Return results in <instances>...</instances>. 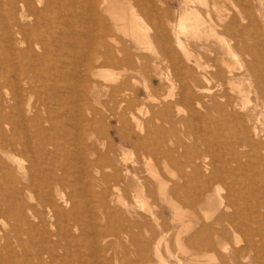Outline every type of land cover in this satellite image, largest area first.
I'll use <instances>...</instances> for the list:
<instances>
[{
	"label": "bare ground",
	"instance_id": "obj_1",
	"mask_svg": "<svg viewBox=\"0 0 264 264\" xmlns=\"http://www.w3.org/2000/svg\"><path fill=\"white\" fill-rule=\"evenodd\" d=\"M235 1L239 5H233L239 7V9L235 12L225 13L220 7V0H183L181 7H178L179 14H175L178 16V20L172 32L174 41L180 49V52H178L182 55L184 61L182 67L172 66L182 74L179 78H183L184 88L181 89V93L179 92L178 99L180 101H177H183L186 104L193 103L190 107V113L195 111L196 105L200 108L203 107L205 115L203 116L204 113L202 112V115L197 116L198 119L199 116L208 118L213 113H217L221 117L220 120L224 119L225 122L229 121V123L232 121L235 123V127L239 125L242 130L241 132L239 130L240 135H238L239 133L236 134L242 138L243 146L250 148L251 158L255 160L256 165H253V168L250 167L252 163L248 165L250 169L243 174L236 175L229 172L233 176L225 196L220 192L223 188L221 189L219 181L228 177L229 169L227 166L224 170L221 168L220 170L213 169L211 174L208 172L210 175L200 172L194 174L195 169L193 168L194 170L191 172L193 174H190L191 180L197 182L198 187L191 195L192 197H188L192 203L191 206L197 205L204 199L209 208L211 207L215 212L222 206L224 198H226L232 211L215 217L212 220V226L204 224L185 240L181 239L179 235L182 232L188 233L195 223L191 219L189 222L184 220V211L178 205H175L172 197L179 196L181 194L180 190L185 185L173 186L168 189V182L166 183L159 173H155L156 169L154 168L153 175L156 181H159L161 196L163 199L168 200L174 209V218L180 224L176 245L178 250L185 254L188 259L193 258L194 253L210 251L220 254L219 251L226 252L227 250H224L226 248L225 222L229 225L231 234L235 235L237 232H241L246 237V244L230 252V259L235 264H264V121L261 119V116L264 115V0H233L232 2ZM175 12L167 11L165 16H174ZM142 16L150 20L149 22L153 26V38L160 42L159 45L167 44L170 31L165 26L168 24L166 22V25L164 24L163 20L165 18L162 16L160 9L157 8L154 0H0V222L8 223L7 229L2 228V226L0 229V264H122V262L124 263L125 260L131 258L129 255L135 250H129L124 246L122 237H126L131 246L136 247L137 254L140 252V263H146L149 260L146 259L148 257H145L144 254L149 244L145 243L147 233L144 235L134 233L132 227L144 226L146 232L149 231L146 215H143L144 225L143 222H137L133 219H136L135 216L138 214V210L145 212V214H153L146 196V194L148 196L153 195V186H149L151 182L148 184L149 182L138 181L136 167L129 168L126 159L123 157L127 155L123 154L121 157L117 155V152L116 154L110 153L111 151H108L109 153L106 151L100 152L97 149L98 146L96 148L99 142L102 143L100 139H102L101 136L104 133L101 128L99 129V125L98 128L95 126V123L99 121V117L102 118L103 107L107 108L108 104L87 99L89 87H93L91 84L95 82L99 83L95 81L99 76L111 79L108 81L116 80L118 76L111 72L112 67L113 69L114 67L122 68V70L129 71V73H135L142 70L141 66H146L142 60V62L140 61L142 58L140 56L144 55L139 56L138 53L134 55L133 52V54L129 52L126 46L123 49L121 46L116 45L118 41H116L113 31V28L116 31L125 29L127 24L125 22L129 20L131 24L127 25L133 26V29H130L129 34H126L131 36L132 43L138 46L141 42H144V39L147 40L151 36L144 29V27L149 28L151 26H143L145 23L140 21ZM202 28L203 30L206 29V31H202L204 34L208 31L211 36L218 39L223 67L218 65L212 67L210 64L204 66L203 62L201 61V63L199 58L195 57L192 52L194 48L190 50L188 44L186 45L183 41L182 36L187 38L189 36L190 38L199 36L197 30L202 33L200 30ZM150 30H152V27ZM224 34L229 36L228 40L223 39L225 38ZM109 39L116 43L110 44ZM155 39L153 41L149 39L150 42L148 43L152 44L151 47H154L153 42H157H155ZM197 44H199L197 47L201 46L200 43ZM160 47L162 48V46ZM152 49L154 48H151L153 53ZM238 51L242 55L248 56V58L245 56V68L241 76L235 72V67L231 65L232 62L226 61V56L233 59L239 56ZM157 52L161 53V51ZM166 52L164 51L165 55L162 53V56L159 54L155 59L157 61L161 60V62H166V60L171 62H167L166 65L172 63L176 65L182 62V60L178 61L179 57L176 61L170 59L171 51L170 53ZM154 54L157 55V53ZM199 57L202 60V56ZM153 58L152 61L155 63L156 61ZM150 60H148V65L152 62ZM191 63H193L194 69L190 67ZM234 65L236 66L235 63ZM209 66L212 67L211 73L206 70V67ZM110 67L111 71H109ZM237 67L240 69V66ZM144 69L146 68L143 67ZM148 70L150 69L144 71L147 72ZM149 73L148 75L145 73L147 77H149ZM177 73L173 75L174 72L172 77H178ZM127 75H119L118 80H121L115 81L116 85L114 87H112L114 84L110 86L113 91L112 88L109 91L113 92L114 97L111 96L110 92H106L114 100L111 110L116 109L119 111V114L116 115L119 116L122 124L119 127V131L122 130V133H119L121 135L119 139L136 134V140L133 141L135 145L144 149L152 146L159 147L156 144L157 141L155 143L154 139H150L151 134L156 132L155 130L159 125H156L158 127L155 128L151 122L150 125L145 126L142 119L140 121L136 117L137 114L135 115L130 111L128 88L124 87L127 77L131 76ZM167 75H170L169 72ZM166 77V80L171 79L170 76ZM92 79H95L94 83L90 82L93 81ZM134 79H137V77ZM170 81L175 83L174 79ZM134 82L141 83V81L135 80ZM145 82L147 81L145 80ZM150 84L152 86V83ZM146 86H144V89L148 90L149 84L148 88ZM150 88L152 89V87ZM96 90L98 89L96 88ZM216 90L219 91L216 92ZM129 91H131L130 87ZM151 91H147L148 94H151ZM198 93L202 95L200 96ZM251 93L255 96L252 104L250 103L252 101L251 97H253V95H250ZM132 95L131 97H135ZM152 95L157 98L154 94ZM166 95L168 97V93L162 96L170 99L173 92L172 94L169 93L168 98ZM203 97H205V102L202 101ZM141 98L139 97V99ZM172 98L174 99V96ZM146 100L148 99L146 98ZM155 100L153 103L159 102V100H156V102ZM144 101L143 99L142 102ZM138 103L140 105L141 102ZM173 104L171 102L169 106L165 105L164 113H167ZM142 105L140 106L141 109L145 107ZM175 108L177 109V105ZM144 110L143 112L141 110V112L145 113L147 111ZM198 110L195 113H201L202 109H200L201 111ZM260 110H262L263 115H260ZM148 111L147 114H149ZM180 111L183 112V110ZM156 113L154 112V116ZM184 113L186 115L187 112L184 111ZM157 114L159 115V113ZM189 114L187 118L185 117L187 122H191L195 118L193 114H191L194 116L192 118ZM112 115L111 117H113ZM165 116L163 115L164 118ZM163 117L162 119L165 121ZM158 118L160 119V117ZM215 118H218V116ZM166 120L168 121V119ZM147 121L145 122L147 123ZM157 121L159 122V120ZM117 123L119 124L118 120ZM203 123L201 122V124ZM127 124L133 127L132 132H127L129 130ZM196 124V128H198L200 123ZM169 125L173 126V124ZM181 126L183 127V123L180 124ZM193 126L195 127V124ZM205 126L209 127L207 123ZM115 128H117L116 125ZM175 128L178 127L175 126ZM196 128H191L190 131L193 132V129ZM107 129H110V126ZM217 129L215 131H219ZM210 130L212 133V129ZM210 130L207 133H210ZM186 131L189 130L186 128ZM163 133L161 132V134ZM181 133L184 132L181 131ZM194 133L196 136L197 131H194ZM204 133L200 134V137L201 135L203 137ZM186 136L188 137V135ZM203 139L205 140V136ZM171 142L173 143L172 140ZM162 144H164V141ZM175 144L177 145V143ZM209 145H211V141ZM209 145L206 147L210 148ZM109 147L115 146L110 145ZM215 147H218L217 144ZM187 148L189 149V147ZM213 149L217 148L212 146ZM241 149L244 148L241 146ZM175 150L179 151L180 149L176 148ZM217 150L219 151V149ZM121 152L124 151H120V154ZM189 153L191 154V152ZM198 153H196L198 156L204 154H202V151L200 154ZM166 155L168 156V154ZM217 155L219 154L217 153ZM204 156L206 158L208 155ZM209 157L211 158V155ZM222 158L224 160L225 157L222 156ZM131 159L133 158L131 157ZM198 159H201L202 163L205 160L203 157ZM148 160H150L149 157ZM163 161L165 160L163 159ZM199 162L198 160V165ZM240 163L239 165H241ZM194 164L196 162L190 159L186 166L193 167ZM210 168L212 169L209 166V170H211ZM241 168H243L242 165ZM176 169H180L179 166ZM181 173L182 171L179 174L181 175ZM183 175L182 177H184ZM145 180L147 181V179ZM183 180L185 181L186 178ZM129 182L134 184L132 188H130ZM121 184H127L124 191L122 190L124 188H121L125 197L120 193L119 185ZM197 195L201 196L200 200ZM189 201L188 203H190ZM186 214L188 215L187 212ZM205 216L210 217L207 214ZM187 217H185L186 220ZM124 221L128 222L127 225L123 223ZM255 237L257 238L255 239ZM112 238H115V240ZM159 239L161 240V238ZM84 240H89L88 250L85 252L77 247L76 256L70 254L72 245L78 246ZM160 244L161 242L155 246V253L160 263L171 264L161 257ZM120 246H123L122 252L117 251V247ZM166 250L168 255L174 258L168 244ZM242 256H245L243 257L244 261L240 259ZM91 257L93 258L89 259ZM131 263L133 264L132 261Z\"/></svg>",
	"mask_w": 264,
	"mask_h": 264
},
{
	"label": "rangeland",
	"instance_id": "obj_2",
	"mask_svg": "<svg viewBox=\"0 0 264 264\" xmlns=\"http://www.w3.org/2000/svg\"><path fill=\"white\" fill-rule=\"evenodd\" d=\"M155 1V4H156V6H157V8H159L160 9V11H161V14H162V16L165 18V20H163V22H164V24L166 25V23L168 24V25H166L165 26V28L166 29H168L169 31H170V34H169V31L167 32L168 34H169V36H170V38H168V40L167 41H169V42H166L167 44H163V45H159V43L160 42H158L157 41V39H155V38H153V26H151V23L149 22L150 20L147 18V17H144V16H142V18H141V20L140 21H142V23H145L143 26H146V27H149V26H151L152 27V30H150L151 29V27H149V28H145L144 27V29H145V32H147V33H149V36H150V40L151 41H153L154 39H155V42L156 43H154L153 42V46L154 47H151V45H150V43H148V42H150V40L149 39H144V42H141L138 46L137 45H135L134 43H132L133 42V40H132V38H131V36H129V35H127L126 33H128L129 34V31H131L132 29H133V26H131V25H127V24H131L130 23V21L129 20H126V22H125V24H126V27H125V29H123L122 31H124V32H122L121 31V29L119 30V31H116V30H114V28H113V31H114V33H115V36H116V41H118L117 43L116 42H114V41H112V40H110L109 39V42H110V44H115L116 43V45H119V46H121L122 48L124 47V46H126L127 47V49L129 50V52H133L134 53V55H135V53H136V55H137V53H138V55L140 56V55H144V56H140V57H142L141 59H140V61L142 60L143 61V63H145L146 64V66H141L142 67V70L141 71H137V72H135V73H133V72H130L129 73V71H124V70H122V68H116V67H114V69H113V67H112V71H111V67H110V70L109 71H111V72H114V74L115 75H117L118 77H116V82L117 81H120V80H118L119 79V75H121V76H126L127 74V76H132V77H137V79H134L135 81H141V83L139 84H137V82H134V80L132 79V77L130 78V77H127V80L126 81H129L128 83L125 81V88L127 89V91H128V96L130 97V98H128V100L130 101V111H132L133 113H135V115L137 114V116L136 117H138L139 119H140V121H141V119H142V122L143 123H145L144 125L145 126H148V125H150V123L156 128V127H158V126H156V125H159V127L158 128H156V132H153L151 135L152 136H150V139L151 140H153L154 139V141H155V143H156V141L158 142V143H156V144H158V146L160 147V144H161V147L159 148V147H154V146H152V147H150V148H147V149H144V148H141L140 146H137V145H135L134 143H133V141H135L136 140V137H137V135L136 134H132L130 137H126V138H122L121 137V139H119L120 138V136L121 135H119V133L121 134L122 132V130L121 131H119L120 129H119V127H121L122 126V124H121V122H120V120H119V116H116L117 114H119V111L118 110H116V109H114V110H111V108H113V98H110L109 96L110 95H108V94H106V92L108 93V92H110L111 93V96L112 97H114V95H113V92H111V91H109V90H111V88L112 87H114L116 84L114 83L115 81H108V80H111V79H105L104 77H102V76H99V78H97L95 81H98L99 83H97V82H95L93 79V81H90L91 83L93 82H95L96 84H98V85H96L95 83L94 84H91V85H93V87L91 86V87H89V89H88V91H87V93L90 95H88L87 94V99H89V100H96V101H100V103H105V104H108V106H107V108L106 107H103V110H102V118H103V120H102V118H98L99 119V121H100V123H99V121L97 122V123H95V126L98 128L99 126V129L101 128L102 129V132L104 133V135L102 134V136H101V138L102 139H100V141H102V143H104L103 145H102V143L101 142H99V144H97L96 145V148H97V146H98V148L97 149H99V151L100 152H108V151H111L110 153H114V154H116V152H117V155H119V156H123V154L124 155H127V156H123L124 157V159H126V162H127V166L129 167V168H133V166H135L136 167V169H137V173L138 174H136V175H138V181H140V182H149L148 184H150V182H151V184L149 185L150 187H152L153 186V191H154V193H153V195H147L146 194V196H147V198H148V204L150 205V209H151V211H152V215L151 214H145V212L143 213V211H141V210H138L137 212H138V214H136V216H135V218L136 219H133V220H136L137 222H143V225H144V218H143V215H146L147 216V222H148V225H149V231H147L146 232V230L143 228L144 226H138V227H132V229H133V231H134V233H138V234H140V235H144V234H146L147 233V238L145 237V243L147 244V243H149L148 244V248H146L145 249V251H144V254H145V257H148V258H146L148 261L146 262V263H140V252L137 254V250H136V247H133V246H131V244H130V242L129 241H127L126 240V237H122V242H123V244H124V246H126L129 250H134L129 256L131 257V258H129V259H127V260H125L124 261V263L122 262V264H132L131 263V261L133 262V264H135V263H139V264H162V263H160V260L158 259V256L156 255V253H155V246L157 245V244H159V242H161V244L159 245L160 247V249H159V251H160V255H161V257L162 258H164L167 262H169V263H171V264H179V263H183V264H235V262L233 261V260H231L230 259V256H231V254H230V252H232V251H234L235 249H237V248H239V247H241V246H244L245 244H246V237H245V235L244 234H241V232H237L235 235H233V234H231L230 233V228H229V225L227 224V223H225L224 222V224H225V226H226V229H225V237H226V248L224 249V250H227L226 252L224 251V252H221V251H219L220 252V254H216V253H214V252H202V253H194V256H193V258H191V259H188L187 257H186V255L185 254H183V253H181L179 250H178V248H177V245H176V237H177V234H178V232H179V229H180V224H179V221H177L175 218H174V209H173V207L170 205L171 203L170 202H168V200H166L165 198L163 199V197L161 196V193H160V191H159V181L157 180L156 181V179H155V176L153 175L154 174V169H156L155 170V173H159L162 177V179L163 180H165V182L168 184H166L167 185V188L168 189H170V188H172L173 186H183V185H185L184 187H183V189H181L180 191H181V194H182V196H181V194L179 195V196H172L173 197V201L175 202V205H178L181 209H182V211H184V216L185 217H187V220L185 219V217H184V220L185 221H190V219L191 220H193L194 221V223H195V225L193 226V228L188 232V233H181L179 236H181V239H183V240H185L189 235H191L195 230H197V229H199V228H201L204 224H207L208 226H212V220L215 218V217H217V216H219L220 214H223V213H230L231 211H232V208H230V206L228 205L229 203H228V200L226 199V198H224V203L222 204V206H220L215 212H213V209H211V207L209 208V205L205 202V200L203 199V200H201L197 205H192L191 206V201H189V199L190 198H188V197H190L195 191H196V189H197V187H198V183L196 182L195 183V181L193 180H191V175L194 173H198V172H200V173H203V174H205V175H210L211 174V171L213 170V169H215V170H220V168L221 169H223L224 170V168H225V166H227V168L230 170H228V177L225 179V180H222V181H219V185H221L220 187H221V193H222V195L223 196H225L226 195V193H227V191H228V187L231 185V178H232V176L233 175H230L229 174V172L230 173H234V174H236V175H239V174H243L244 172H247L249 169H250V167H254L255 165H256V163H255V160L253 159V158H251V155H250V153H251V151H250V148L247 146V148H246V146L244 147L243 146V140H242V138L240 137V136H238V135H240V132H241V130L242 129H240V127H239V125H238V127L236 126L235 127V123H233L232 121H230L231 123H229V121L228 122H225V120L224 119H222V120H220L221 119V117L217 114V113H213L212 115H210V117H204L203 118V116L205 115V109L203 110V107L202 108H200V106H197L196 105V107H199V108H196L195 107V111H193V113H190V107L192 106V104L193 103H191V104H186L185 102H183V101H181V102H178V101H180L179 99H178V97H179V92L181 93L182 91H181V89L182 88H184V85H183V81H182V77H180L179 78V76H181L182 74L177 70V68L178 67H182V64H183V61H184V58L182 57V55H180V49H179V47L176 45V43H175V41H174V37H173V32H172V30L174 29V27H175V23H176V21L178 20V16H176V15H178L179 14V8L178 7H181V4L183 3V0H164L165 1V3H164V1H162V0H154ZM233 0H220V7H221V9L223 10V12H225V13H228L229 11H233V12H235V11H237L238 9H239V7H236L235 5H233V4H237V5H239L238 4V2H232ZM232 3V4H231ZM178 8V9H177ZM255 8H257V6H255ZM232 9V10H231ZM236 9V10H235ZM254 9V8H253ZM167 11H177V12H175L174 13V16L172 15H170V16H165L166 15V13H167ZM176 14V15H175ZM214 14V13H213ZM174 17H176V18H174ZM146 18V19H145ZM164 18H162V19H164ZM144 19H145V21H144ZM170 20V21H169ZM173 20V21H172ZM172 21V22H171ZM166 22V23H165ZM142 23L140 22V24L142 25ZM150 23V24H149ZM147 24H149V25H147ZM129 28H128V27ZM142 26V27H143ZM169 26V27H168ZM127 28H128V30H127ZM131 29V30H130ZM147 29V30H146ZM149 29V30H148ZM201 30V32L202 31H206V29L204 28V30H203V28L202 29H200ZM121 31V32H120ZM219 31H220V29H219ZM198 32H199V34H198ZM209 35H207V34ZM202 34H204L203 32L202 33H200V31L199 30H197V35H199V36H197V37H191L190 38V36L187 38L186 36H182V39H183V41L186 43V45L188 44V47H189V49L190 50H192L193 48H194V50H192V52L195 54V57H198L199 58V60H200V62L202 63V64H204V66H206L207 64L209 65L210 64V66H214V65H218V66H224V64L222 63V53L220 52V45H219V41H217L218 39L217 38H215L214 36H211V34L207 31V32H205V34L204 35H202ZM200 37V38H199ZM224 37L225 38H223L224 40H228L229 39V36L227 35V34H224ZM185 39H187V40H185ZM190 39V40H189ZM146 40V41H145ZM192 40H194L193 42H192ZM188 41H190L191 43H189ZM197 43H200V47H197V46H199V44H197ZM152 43V42H151ZM193 43V44H192ZM194 43H195V45H196V47H195V45H194ZM143 44V45H142ZM192 44V46H190ZM204 44V45H203ZM145 46V47H144ZM147 46H148V48H150V49H148L147 48ZM160 46H162V48L160 47ZM172 46V47H171ZM139 47H140V49H139ZM170 48V50H169V48ZM201 47H202V49H201ZM209 47V48H208ZM147 48V49H146ZM151 48H154L155 50H156V52H155V50L154 49H152V51H153V53L151 52ZM164 48V49H163ZM168 48V49H167ZM174 48V49H173ZM198 48V49H197ZM200 48V49H199ZM124 49V48H123ZM161 49H163V50H161ZM165 49H167V50H165ZM210 50V51H209ZM212 50V51H211ZM157 51H161V53H158ZM163 51V52H162ZM164 51L166 52H168V53H170V51H171V53L172 54H170L169 56H170V59H173L174 61H176V59L179 57V60L178 61H180V60H182V62H180V63H178V64H176V65H174L173 63L172 64H168V65H166L167 64V62L168 63H171L170 61H167L166 60V62L165 61H163V62H161V60H159V61H157V59H155L156 58V56L158 57L159 56V54H161L160 56H162V53L165 55V53H164ZM179 51V52H178ZM200 51V52H199ZM166 52V53H167ZM132 53V54H133ZM154 53H157V55H155ZM179 53V54H178ZM200 54V55H199ZM237 54H239V56H237L235 59H233L232 57L230 58L229 56H226V61L227 62H229V63H231V65H232V67H235V72L236 73H238V74H240V76L243 74L242 72H244L243 70H244V68H245V60H246V58H248V56H246V55H242V53L241 52H239L238 51V53ZM146 55V56H145ZM154 58H153V57ZM171 56H173V57H171ZM199 56H202L201 58H202V60L200 59V57ZM242 56V57H241ZM245 56H246V58H245ZM146 58L147 59V57H150L151 58V60H150V58H148L147 60L146 59H144V58ZM166 57H167V55H166ZM152 58L156 61L155 63H154V61H152ZM229 58V59H228ZM240 58V59H239ZM145 60V62H144V60ZM233 59V60H232ZM236 59H237V61H236ZM148 60H150V61H152V62H150V64L148 65ZM141 61V62H142ZM157 62H159V63H157ZM162 64H161V63ZM143 63H142V65H143ZM153 63V64H152ZM157 63V64H156ZM234 63L236 64V66L234 65ZM144 64V65H145ZM155 64V65H154ZM165 64V65H164ZM181 66H180V65ZM241 64V65H240ZM160 65V66H159ZM163 65V66H162ZM171 67H170V66ZM175 66V67H177V68H173V66ZM178 65V66H177ZM167 66V67H166ZM194 65H193V63H191L190 64V67L191 68H195V67H193ZM209 66V67H210ZM237 66H240V69L237 67ZM140 67V68H141ZM143 67H145L146 69H150V70H148L147 72H145L144 70H146V69H144L143 70ZM150 67V68H149ZM170 67V68H169ZM206 67V70H207V72H209V73H211L212 72V67ZM242 67V68H241ZM106 69H109V68H107V67H105ZM151 68H152V70H151ZM159 68V69H158ZM160 68H161V70H160ZM169 68V74L170 75H167L168 74V72H167V69ZM236 68H237V71H236ZM158 69V70H157ZM241 69H242V71H241ZM154 70V71H153ZM157 72H156V71ZM170 70H172V71H170ZM209 70V71H208ZM148 75V73L149 72H151V73H149V77H147L146 76V74L144 73V72ZM142 74H144V75H142ZM173 72H175V74H173V75H176V73L177 72H179V73H177V75H178V77H177V80H176V77L175 76H173V77H175V78H173L172 77V74L171 73ZM156 73H158V74H156ZM123 74H125V75H123ZM166 76H170L171 77V79L170 80H172L173 81V79H174V81H175V85H176V87L174 88V84L168 79V80H166L165 78H167ZM144 78H145V80L147 81V82H145V80H144ZM152 78V79H151ZM159 78V79H158ZM161 78H163V79H161ZM114 80V79H113ZM132 80V81H131ZM107 81V82H106ZM131 81V82H130ZM159 81V82H158ZM170 81V82H169ZM143 82H145V83H143ZM249 82V81H248ZM130 83V84H129ZM132 83V84H131ZM145 84V85H143V84ZM149 84V86H148V84ZM150 83H152V86H151V84ZM245 84L247 83V82H244ZM114 84V85H113ZM146 84H147V86L149 87H147L146 86ZM171 84V85H170ZM96 85V86H95ZM113 85V86H112ZM135 85V86H134ZM138 85V86H137ZM248 85V84H247ZM108 87L107 89L106 88H104V87ZM110 86H112V87H110ZM144 86H146L147 88H148V90L147 89H144ZM181 86H183V87H181ZM246 86V85H245ZM98 89V90H96V88ZM129 87H130V90L131 91H129ZM133 87H134V89H133ZM139 89H138V88ZM150 87H152V89L150 88ZM173 87V88H172ZM110 88V89H109ZM171 88V89H170ZM92 89V90H91ZM105 89V90H104ZM134 91H133V90ZM107 90V91H106ZM150 92V90H152L151 91V94H154L155 96H157V98H154L153 97V95L151 96V94L149 93L148 94V92ZM171 90H173V91H171ZM183 90V89H182ZM91 91V92H90ZM112 91H113V88H112ZM194 91V90H193ZM219 91V90H218ZM217 90H216V92H218ZM131 92V93H130ZM134 94H133V93ZM160 92V93H159ZM171 92V94H172V92H173V95L171 96V98L170 99H166L165 98V96H162V95H165V94H167L168 93V97H169V93ZM196 93H197V90L195 91ZM99 93H100V95H99ZM177 95H176V94ZM93 96H92V95ZM97 94V95H96ZM133 94V95H132ZM199 94V93H198ZM234 94H236V93H234ZM108 95V96H107ZM131 95L132 96H135V97H131ZM147 95V96H146ZM176 95V96H175ZM200 96L202 95V94H199ZM198 95V96H199ZM251 96L253 95V97H251V100L253 101H251L250 103L252 104V103H254V94H250ZM89 96V97H88ZM97 96H99V97H96ZM138 96V97H137ZM148 96H150L151 98H153L154 100L156 99V100H159V102L157 101L156 102V100H155V102H156V104L155 103H153V99H151V98H149ZM174 96V99L172 98ZM139 97H142L141 99H139ZM158 97H160V98H158ZM164 97V98H163ZM166 97H167V95H166ZM167 97V98H168ZM177 97V98H176ZM91 98H93V99H91ZM146 98L148 99V100H146ZM253 98V99H252ZM112 99V100H111ZM139 99V100H138ZM143 99L145 100L144 102H142L143 101ZM160 99H161V102H160ZM165 99V100H164ZM204 99V100H203ZM142 100V101H141ZM152 100V101H151ZM168 100H170L169 102H168ZM178 100V101H177ZM141 102L140 103V105H139V103L138 102ZM148 103H151V104H148ZM151 101V102H150ZM174 101V102H173ZM202 101L203 102H205V97H203L202 98ZM108 102V103H107ZM135 102V103H134ZM166 104H165V103ZM168 102V103H167ZM171 102L172 103H174L173 105H172V108H170L169 109V111L167 112V113H169V114H167L166 112L164 113V110H165V108H166V106L165 105H167V106H169V104H171ZM176 102V103H175ZM146 103V104H145ZM152 103H153V105H152ZM164 105H163V104ZM180 103H182L181 104V106H180ZM144 105L145 107L143 108V109H141V105ZM184 104H185V106H184ZM138 105V106H137ZM142 105V106H143ZM150 105H152V106H150ZM176 105H177V109L175 108L176 107ZM187 105V106H186ZM132 106H133V108H132ZM174 106V107H173ZM182 108H180V107ZM110 107V108H109ZM136 107V109L134 110V108ZM140 107V108H139ZM163 107H164V109H163ZM148 108V109H147ZM161 108H162V110H161ZM173 108H175V109H173ZM180 108V109H179ZM139 109H141L142 110V112H143V110L144 109H146L147 111L149 110H151L150 112L148 111V113L149 114H147L146 112L145 113H142L141 112V110H139ZM185 109V110H184ZM197 109H199L198 111H201L200 109H202V111H201V113H195V112H197L196 110ZM261 109H263V108H261ZM135 112H134V111ZM139 110V111H138ZM161 112H163V114H162V112L160 113L159 111ZM176 110V111H175ZM180 110H183V112L182 111H180ZM187 110V111H186ZM264 110V109H263ZM138 111V112H137ZM145 111V110H144ZM178 111V112H177ZM184 111L185 112H187L186 113V115H185V113H184ZM188 111H189V113H188ZM262 110H260L259 112H261ZM154 112L156 113H159V115L156 113L155 114V116H154ZM170 112H171V114H170ZM204 114H203V113ZM114 113H115V115H114ZM141 113V114H140ZM263 113H264V111H263ZM113 114V115H112ZM142 114H146V115H142ZM153 114V115H152ZM165 114H167V116H165ZM178 114V115H177ZM181 114H184V115H181ZM188 114L189 115H191V114H193L194 116H195V118H193L194 119V121H193V119H192V121L194 122H190V121H188L187 122V120L185 119V117L187 118L188 117ZM203 114V116H199V119H198V115H202ZM111 115L113 116V117H111ZM151 117H150V116ZM158 115V116H157ZM163 115L165 116V118L163 117ZM175 115V116H174ZM181 115V116H180ZM193 115H191V118H192V116ZM260 115H263L262 114V112H261V114ZM114 116H115V118H114ZM145 116H147V117H145ZM149 116V117H148ZM178 116V117H177ZM181 118H180V117ZM193 116V117H194ZM218 116V118H215V117H217ZM264 116V115H263ZM263 116H261L262 118L261 119H263V121H264V118H263ZM110 117V118H109ZM118 117V118H117ZM156 119H154V118ZM158 117H160V119L158 118ZM162 117L165 119V121L162 119ZM175 117V118H174ZM116 118H117V120H118V122H119V124H120V126H119V124L117 123V120H116ZM171 118V119H170ZM184 118V119H183ZM197 118V119H196ZM220 118V119H219ZM147 119H148V121H147ZM162 119V120H161ZM166 119H168V121L166 120ZM172 119H175V120H172ZM182 119V120H181ZM196 119V120H195ZM219 119V120H218ZM154 120V121H153ZM157 120H159V122L157 121ZM170 120H171V123H170ZM178 122H177V121ZM180 120V121H179ZM185 120V121H184ZM197 120H199V121H197ZM202 120H208L207 122L206 121H202ZM102 121V122H101ZM107 121V122H106ZM145 121H147V123L145 122ZM150 121V122H149ZM157 121V122H156ZM167 121V122H166ZM173 121H174V123H173ZM182 121H184V122H182ZM217 121H218V123H217ZM103 122H105V123H103ZM164 122V123H163ZM183 123V127L181 126L180 127V124L182 125V123ZM201 122L203 123V124H201ZM106 123H107V125H106ZM109 123V124H108ZM153 123H155V124H153ZM162 123V124H161ZM185 123V124H184ZM190 123V124H189ZM191 123H193L192 125H191ZM196 123H200V126L198 125V128H196L197 127V124ZM206 123H207V125H209V127H206L205 125H206ZM228 123V124H227ZM106 126H105V125ZM133 124V123H132ZM169 124H173V126L172 125H169ZM195 124V127L193 126ZM221 124V125H220ZM99 125V126H98ZM103 127H102V126ZM115 125L117 126V128H115ZM129 124H127V129H129L130 130V128L132 127L131 125H129ZM143 125V124H142ZM165 125V126H164ZM168 125H169V127H168ZM204 127H203V126ZM211 125V126H210ZM229 125V126H228ZM233 125V126H232ZM106 128H105V127ZM109 126H110V129H107V128H109ZM175 126L176 127H178V128H175ZM185 126H186V128H187V130H189V131H186V128H185ZM176 129V131H175V129ZM181 129H180V128ZM188 127H189V129H188ZM200 127V128H199ZM211 127V128H210ZM219 127V129H217ZM103 128H105V129H103ZM123 128V127H122ZM121 128V129H122ZM163 128V129H162ZM191 128H196V129H193L194 131H197V133H196V136H195V133H194V131L193 132H191L190 130H192ZM220 128H222L221 130H220ZM237 128H239V129H237ZM243 128V127H242ZM177 129H178V131H177ZM180 129V130H179ZM210 130V129H212V133H211V130H210V133H211V136H210V133H207V132H209L208 130ZM219 130V131H215V130ZM236 129V130H235ZM118 130V131H117ZM129 130H127V132H132V130H133V127H132V129L129 131ZM163 133V134H161V132ZM164 130H166V131H164ZM173 130V131H172ZM199 130V131H198ZM205 132H203V131ZM206 130V131H205ZM232 130V131H231ZM239 130H240V132H239ZM180 131V132H179ZM181 131L182 132H184L186 135H188V137L184 134V133H181ZM225 131V132H224ZM231 131V132H230ZM160 132V133H159ZM178 132H179V134H178ZM189 132V133H188ZM201 132V133H200ZM204 133V135H203V137L205 136V140L203 139V137H202V135H201V137H200V134H203ZM180 133H181V135H180ZM193 133V134H192ZM200 133V134H199ZM221 133H223V134H221ZM231 133H233V134H231ZM238 135H237V134ZM158 136H157V135ZM176 134V135H175ZM214 134H216V135H214ZM218 134H219V137H218ZM225 134V135H224ZM230 134L232 135V137H234V138H232L231 136H230ZM155 135V136H154ZM172 135V136H171ZM207 135V136H206ZM213 135V136H212ZM222 135V136H221ZM105 136V137H104ZM183 136V137H182ZM186 136V137H185ZM216 136V137H215ZM159 137V138H158ZM199 137V138H198ZM210 139H209V138ZM221 137V138H220ZM106 138H108V139H106ZM156 138V139H155ZM214 138V139H213ZM231 138V139H230ZM159 139H160V141H159ZM162 139V140H161ZM234 139V140H233ZM237 139V140H236ZM108 141V143H107V141ZM109 140H110V142H109ZM121 140V141H120ZM167 140V141H166ZM171 140L173 141V143L171 142ZM180 140V141H179ZM213 140V141H212ZM229 140V141H228ZM230 140H232V141H230ZM235 140H236V142H235ZM241 140H242V142H241ZM153 141V142H154ZM163 141H164V144H162L163 143ZM169 141V142H168ZM178 141V142H177ZM210 141H211V145H209L210 144ZM222 141V142H221ZM229 143H228V142ZM234 141V142H233ZM166 142H167V144H166ZM226 142V143H225ZM113 143H115V144H113ZM133 143V144H132ZM175 143H177V145L175 144ZM179 143V144H178ZM209 143V144H208ZM214 143H216L217 144V146L218 147H215L216 146V144H214ZM110 146H115V147H109L108 145ZM169 144H170V146H169ZM186 144V145H185ZM195 145H197L196 147H195ZM199 145V146H198ZM209 145V147L210 148H208V147H206V146H208ZM221 145V146H220ZM173 148H172V147ZM176 146V147H175ZM178 146V147H177ZM212 146L214 147V148H217V149H219V151L217 150V149H213L212 150ZM223 146V147H222ZM241 146L245 149H241ZM105 148V150H104V148ZM156 148L155 150H154V148ZM187 147H189V149L187 148ZM112 148H113V150H112ZM118 148H121V149H119L118 150ZM166 148V149H165ZM170 148V150H168ZM176 148H178V149H180L179 151H177V150H175ZM193 148V150H191V149ZM197 148V149H196ZM199 148H201L200 150L202 151V156H198L196 153H198L199 151H198V149ZM163 151H162V150ZM174 149V150H173ZM210 149V150H209ZM230 149H232L231 151H230ZM241 149V150H240ZM103 150V151H102ZM116 150V151H115ZM150 150V151H149ZM173 150V151H172ZM185 150V151H184ZM120 151H124V152H121V154H120ZM149 151V153H147ZM157 151V152H156ZM169 151H170V153H169ZM176 151V152H175ZM201 151H200V153H201ZM204 151H206L207 152V154H206V152H204ZM210 151V152H209ZM214 151V152H213ZM234 151V152H233ZM238 151V152H237ZM242 151V152H241ZM248 151V152H247ZM160 152H161V154H160ZM167 152V153H166ZM174 152V153H173ZM188 152V153H187ZM189 152H191V154L189 153ZM196 152V153H195ZM208 152H209V154H208ZM219 154V155H217V153ZM229 152H230V155H229ZM245 152H246V154H245ZM109 153V152H108ZM142 153H144V154H142ZM154 153H159V154H155L154 155ZM168 154V156L166 155V154ZM200 153H198V154H200ZM235 153V154H234ZM249 153V154H248ZM146 154V155H145ZM171 154V155H170ZM173 154V155H172ZM194 154V155H193ZM196 154V155H195ZM214 156H213V155ZM215 154H216V156H215ZM241 154H243V155H241ZM144 155H145V157H144ZM162 157H161V156ZM166 155V156H165ZM204 155H208L206 158H205V156ZM209 155H211V158L209 157ZM228 155V156H227ZM234 155V156H233ZM238 155V156H237ZM247 157H246V156ZM121 156V157H122ZM130 156V157H129ZM143 156V157H142ZM147 156V157H146ZM152 156V157H151ZM155 157V159H154V157ZM162 158H160V157ZM170 156V157H169ZM183 156V157H182ZM194 156H196V157H194ZM218 156V157H217ZM222 156L223 157H225L224 158V160H222L223 158H222ZM243 156V157H242ZM249 156V157H248ZM131 157L133 158V159H131ZM148 157H149V159L151 160H148ZM157 157V158H156ZM160 158V160H159V158ZM201 157H203L205 160H204V162L202 163L201 162V159H198V158H201ZM213 157V158H212ZM228 157H229V159H230V157H231V159L230 160H232V161H230L229 159H228ZM235 159H234V158ZM167 158V159H166ZM168 158H169V160H168ZM171 158V159H170ZM173 158H174V161H173ZM217 158H218V160H217ZM222 158V159H221ZM239 158V159H238ZM247 158H248V160H247ZM142 159H145L144 161L142 160ZM148 161H147V160ZM153 159V160H152ZM163 159L166 161V163H165V161H163ZM176 159V160H175ZM190 159H192V161H194V162H196V164H194L193 165V167H188V166H186V164H187V162H188V160H190ZM195 159H196V161H195ZM210 159V160H209ZM211 159H214V160H211ZM230 162H226L227 160ZM244 159V160H243ZM129 160V161H128ZM158 160V161H157ZM181 160V161H180ZM198 160L200 161L199 162V165H198ZM208 161V163H207V161ZM217 160V161H216ZM238 160H241V161H238ZM253 161V162H250V161ZM135 161V163L133 164V162ZM147 161V162H146ZM150 161V162H149ZM156 162V163H154V162ZM173 161V162H172ZM178 161H180L179 163H178ZM209 161H211V162H209ZM214 161H216V162H214ZM149 162V163H148ZM175 162V163H174ZM224 162H226L225 164H223ZM241 162V163H240ZM242 162H244L243 164H242ZM148 163V164H147ZM180 164V165H178V164ZM216 163V164H215ZM218 163V164H217ZM229 163V164H228ZM239 163L242 165V167L243 168H241V165H239ZM252 163V164H251ZM138 164V165H137ZM166 164V165H165ZM177 164V165H176ZM204 166V165H206L207 166V169H206V166H202V165ZM220 164V165H219ZM251 164V166L249 167L248 165H250ZM137 165V166H136ZM151 165V166H150ZM183 165V166H182ZM201 165V166H200ZM244 165V166H243ZM254 165V166H253ZM178 166H179V168L180 169H176V168H178ZM199 166H200V168H199ZM209 166L210 167H212V169L211 170H209ZM219 167V168H217V167ZM222 166V167H221ZM176 167V168H175ZM203 167V168H202ZM214 167V168H213ZM236 167V168H235ZM247 167H249V168H247ZM154 168V169H153ZM195 169V171L193 172V170ZM235 168V169H234ZM246 168V169H245ZM190 169V170H189ZM108 170V169H107ZM182 171V173H181V175L179 174L180 172ZM202 170V171H201ZM208 170V171H207ZM235 170V171H234ZM158 171V172H157ZM183 172H184V175H183ZM191 172H193V173H191ZM208 172H210V174L208 173ZM151 173V174H150ZM208 173V174H207ZM191 174V175H190ZM159 175V176H160ZM182 175L184 176V177H182ZM189 177V178H188ZM141 178V179H140ZM144 178V179H143ZM185 179L186 178V183H185V181L183 180V179ZM145 179H147V181L145 180ZM190 180H191V182H190ZM131 182H129L128 184L130 185V188H132L133 186H134V184L133 183H131ZM182 183V184H181ZM218 183V182H217ZM216 183V185H218ZM188 184V185H187ZM197 184V185H196ZM191 185V186H190ZM120 186V193H122L121 195L122 196H124L125 197V195H124V193H123V191L125 190V188L127 187V184H121V185H119ZM124 188V189H122L121 190V188ZM189 187V188H188ZM187 188L189 189V191L187 190ZM183 190H184V192H183ZM122 191V192H121ZM192 192V193H191ZM191 193V194H190ZM197 196H199V200H200V198H201V196L200 195H197ZM178 197H180V198H178ZM192 197V196H191ZM131 199V198H130ZM132 200V199H131ZM188 201L190 202V203H188ZM228 205V206H227ZM194 206H195V208H194ZM197 206V207H196ZM98 212H100L99 210H98ZM186 212L188 213V215L186 214ZM97 214V213H96ZM205 214H207V215H210V217H206L205 216ZM187 215V216H186ZM154 216V217H153ZM156 218V219H155ZM189 218V219H188ZM207 218V219H206ZM4 221H6V220H4ZM4 223V224H3ZM124 224L126 223V225H127V223L128 222H123ZM2 224V225H1ZM8 223H6V222H0V229H1V226H2V228H6L7 229V227H8V225H7ZM130 226V225H129ZM129 229H131L130 227H129ZM150 238H149V237ZM164 236V237H163ZM115 237V236H114ZM116 238V237H115ZM115 238H112L113 240H115ZM159 238H161V240L159 239ZM257 237H255V239H256ZM240 239V240H239ZM168 244V246H169V248H170V250L173 252V257L174 258H171L169 255H168V253H167V250H166V245ZM241 243H242V245H241ZM89 245V240H84L83 242H81L80 243V245H78V246H75V245H72V248H71V253L70 254H73L74 256H76V253H77V251H76V248L77 247H80L82 250H84L85 252L88 250V248H87V246ZM150 245V246H149ZM229 247V248H228ZM229 250V251H228ZM83 251V252H84ZM117 251L118 252H122L123 251V246H120V247H117ZM146 252V253H145ZM149 252V253H148ZM228 252V253H227ZM146 254H147V256H146ZM252 254H253V252H252ZM150 255V256H149ZM179 256V257H175V256ZM196 256V257H195ZM150 257V258H149ZM243 257H245V256H242L240 259H241V261H244V259H243ZM93 257H91V258H89V259H92ZM180 258V259H179ZM179 259V260H178ZM188 259V260H187ZM129 260V261H128ZM226 260V261H225ZM119 261V262H120ZM178 261H182V262H178ZM135 262V263H134Z\"/></svg>",
	"mask_w": 264,
	"mask_h": 264
}]
</instances>
